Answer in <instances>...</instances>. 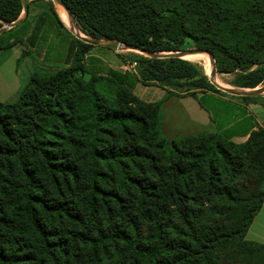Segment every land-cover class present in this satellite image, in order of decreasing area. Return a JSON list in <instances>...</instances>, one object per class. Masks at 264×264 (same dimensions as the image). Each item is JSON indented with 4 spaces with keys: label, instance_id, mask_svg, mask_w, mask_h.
Returning <instances> with one entry per match:
<instances>
[{
    "label": "trees",
    "instance_id": "trees-1",
    "mask_svg": "<svg viewBox=\"0 0 264 264\" xmlns=\"http://www.w3.org/2000/svg\"><path fill=\"white\" fill-rule=\"evenodd\" d=\"M63 2L90 37L208 50L218 71H242L239 86L264 80V0ZM22 11L0 0L1 19ZM77 42L71 66L0 99V264H264V243L247 239L264 204V127L243 143L210 131L169 139L161 101L89 71L94 45ZM132 60L145 84L181 91L199 76L194 89L221 91L190 60Z\"/></svg>",
    "mask_w": 264,
    "mask_h": 264
},
{
    "label": "crops",
    "instance_id": "crops-1",
    "mask_svg": "<svg viewBox=\"0 0 264 264\" xmlns=\"http://www.w3.org/2000/svg\"><path fill=\"white\" fill-rule=\"evenodd\" d=\"M50 1L30 0L24 21L0 33L20 29L7 41H0L13 44L0 48V99L3 101L13 102L19 97L24 84L38 72L37 66L52 72L74 63L77 37ZM119 62L122 61L117 51L96 45L87 51L82 61L93 73L119 74L122 82L131 84L132 91L144 101H161L163 132L169 139L210 131L243 143L254 130L264 127V93L244 98L222 89L172 90L156 83L145 84L137 71L118 65ZM247 239L264 243V204L254 217Z\"/></svg>",
    "mask_w": 264,
    "mask_h": 264
},
{
    "label": "water",
    "instance_id": "water-1",
    "mask_svg": "<svg viewBox=\"0 0 264 264\" xmlns=\"http://www.w3.org/2000/svg\"><path fill=\"white\" fill-rule=\"evenodd\" d=\"M22 4H23V11L21 16L15 20V21H6L0 18V21L4 22V28H0V33L5 31L8 28H12L14 26H17L19 24H21L24 19L27 17L28 12H29V1L30 0H21ZM54 2L62 5L67 13L71 16V18L73 20H76L75 16L73 15V13L71 12L70 8L63 2V0H53ZM74 34L76 35L77 38L96 45V46H104V47H108L111 48L115 51H118L123 45L126 46L127 48H130L131 50H137L140 51L142 53H145L151 57H160V58H164V57H178V58H182V55L187 52V51H191V52H206L210 55L211 57V61H212V65H213V69L211 74H209L210 77V81L211 83H213L217 88L225 90L229 93L235 94V95H242V96H260L264 93V88H251L248 90H239V89H235V88H229L227 86L221 85L218 82H216V80L214 79V76L217 72V65H216V60L214 55L208 51V50H202V49H193V50H180V51H170V52H155V51H151L149 49H145L139 46H132L129 45L125 42H122L121 40L118 39H112V38H94V37H86V36H82L79 32H74Z\"/></svg>",
    "mask_w": 264,
    "mask_h": 264
},
{
    "label": "rangeland",
    "instance_id": "rangeland-1",
    "mask_svg": "<svg viewBox=\"0 0 264 264\" xmlns=\"http://www.w3.org/2000/svg\"><path fill=\"white\" fill-rule=\"evenodd\" d=\"M51 1L53 2V6H55L58 10H60V8H59V5L60 4L54 2L53 0H51ZM69 18H70V21L68 23L66 21L65 22L70 26V28H71V30H72L73 33L74 32H79L82 36L90 37V36L86 35L84 32H82L81 27L78 24L77 20H73L70 15H69ZM0 28H4V22H2V26ZM19 30L18 31H12L10 33H3V34H1L0 35V41H4V40L7 41L8 39H10L11 36L16 35L19 32ZM185 50H193V49H185ZM3 52H6V50H4ZM163 52H170V51H163ZM187 52H189V51H187ZM117 54L120 56V60L122 61L121 63L119 62L118 65H122V64L123 65H127L129 62H132L133 61L132 59H133V55L134 54H141V55L146 56V57H151V56H149V55H147L145 53H142L140 51L131 50L130 48H127L124 45L117 51ZM35 59L39 63L42 64V62L40 60H38L37 56H35ZM191 63L193 64V66L195 68L194 70L196 72H200L203 75L208 76V79L210 81L209 74L206 73V70H205L204 66L202 64H200V62L191 61ZM22 67L24 68V65ZM37 69H38L37 70L38 71L37 73H39V74L49 73V72H45L44 70H42V68L40 66H37ZM241 73H242L241 70H235V71L227 72V73L220 72V71L217 70V72H216V74L214 76V79L217 78L219 81L221 80L220 81L222 83L221 85L227 86L229 88H235V89H239V90H242V89H244V90L251 89L249 87H242V86H239L238 85L237 79H238V76ZM180 82H181V84H183V87H181L180 90L181 91H188L189 89L197 88L194 85L195 84L200 85L201 84L200 82H203V81H201L199 79V76H196L193 79L192 78H190V79L185 78V79H183ZM255 88H262L263 89L264 88V80L261 83H259Z\"/></svg>",
    "mask_w": 264,
    "mask_h": 264
},
{
    "label": "bare ground",
    "instance_id": "bare-ground-1",
    "mask_svg": "<svg viewBox=\"0 0 264 264\" xmlns=\"http://www.w3.org/2000/svg\"><path fill=\"white\" fill-rule=\"evenodd\" d=\"M59 12L61 17L63 18L64 21H66L67 23L70 21L69 15L66 11V9L62 6L59 5ZM182 57L184 59L190 60V61H196V62H200V64H202L206 70L207 74H210L212 72L213 69V65H212V61H211V57L208 53L206 52H185ZM216 82H218L219 84H222L217 78H215Z\"/></svg>",
    "mask_w": 264,
    "mask_h": 264
},
{
    "label": "built area",
    "instance_id": "built-area-1",
    "mask_svg": "<svg viewBox=\"0 0 264 264\" xmlns=\"http://www.w3.org/2000/svg\"><path fill=\"white\" fill-rule=\"evenodd\" d=\"M137 65H138L137 61H132V62H129L126 66L128 69H131L134 72H136L137 71Z\"/></svg>",
    "mask_w": 264,
    "mask_h": 264
}]
</instances>
